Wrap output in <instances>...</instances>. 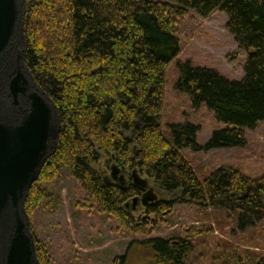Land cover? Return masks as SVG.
<instances>
[{"label": "trees", "instance_id": "trees-1", "mask_svg": "<svg viewBox=\"0 0 264 264\" xmlns=\"http://www.w3.org/2000/svg\"><path fill=\"white\" fill-rule=\"evenodd\" d=\"M189 9L203 17L225 13L228 33L246 52L240 80L189 62L177 64V88L194 106L205 103L225 125L204 144L196 142L193 123L172 124L171 139L159 123L164 71L178 51L177 20ZM22 32L24 64L53 102L60 123L56 148L24 200L29 215L44 197L37 182L66 168L85 201L128 232H146L177 202L237 212L240 226L264 221V175L252 178L223 165L199 179L181 151L242 146L244 130L264 121V0H26ZM112 162L136 167L171 198L131 210L132 203L125 202L141 190L130 176L124 186L105 184L101 173ZM146 241L159 264H186L192 248L189 237ZM34 246L40 264H48L35 238ZM126 260L124 253L111 264ZM247 264H264V255Z\"/></svg>", "mask_w": 264, "mask_h": 264}, {"label": "rangeland", "instance_id": "rangeland-1", "mask_svg": "<svg viewBox=\"0 0 264 264\" xmlns=\"http://www.w3.org/2000/svg\"><path fill=\"white\" fill-rule=\"evenodd\" d=\"M25 2L23 0L24 13ZM226 20L225 13L219 10L203 17L190 9L177 20L178 51L164 71L159 121L163 134L169 139L172 124L188 121L197 125L195 139L198 144H204L215 129L225 127L215 121L205 103L194 106L189 95L177 88L176 82L179 62L213 69L229 80L242 78L246 52L238 48L228 33ZM14 39L16 48L13 43L5 51V54L9 53V61L4 63L0 74V103L11 104L10 98L5 97V89L15 75V69L21 65L20 72L28 82L27 92L38 93L24 59L18 61L23 48L20 30ZM244 137L246 142L242 146L196 151L184 147L181 151L199 179L223 165L248 177L263 176L264 121L245 129ZM130 172L127 171L126 178ZM149 183L157 198H171L170 194L159 191L154 182ZM36 186L43 188L44 197L32 208L30 215L26 213L33 237L48 254V264H111L115 256L124 253L126 264H159L146 241L156 236L189 237L192 248L184 259L186 264H247L254 255H264V221H257L253 226H240L238 213L228 209L200 208L177 202L162 221L150 224L144 233H132L118 228L114 217L97 211L93 203L86 202L84 191L66 168L60 169L49 180L38 181Z\"/></svg>", "mask_w": 264, "mask_h": 264}, {"label": "water", "instance_id": "water-1", "mask_svg": "<svg viewBox=\"0 0 264 264\" xmlns=\"http://www.w3.org/2000/svg\"><path fill=\"white\" fill-rule=\"evenodd\" d=\"M23 15V0H0V74L3 54L13 43L16 48L14 37L19 30L23 45ZM23 52L22 48L18 61L24 59ZM21 66L15 69V75L5 89V97L10 98L11 104L0 103V264H40L24 200L43 164L56 148L60 125L53 102L33 79L38 93L27 92L28 82L20 72ZM127 171L123 165L112 162L108 169L102 170V180L107 185L119 183L124 186L130 176L134 186L142 191L125 202L127 207L132 203L131 210L138 209L142 203L156 201L157 193L148 178L136 167L126 178Z\"/></svg>", "mask_w": 264, "mask_h": 264}, {"label": "flooded vegetation", "instance_id": "flooded-vegetation-1", "mask_svg": "<svg viewBox=\"0 0 264 264\" xmlns=\"http://www.w3.org/2000/svg\"><path fill=\"white\" fill-rule=\"evenodd\" d=\"M8 56H9V53H6V54L4 55V59L1 61V63H2V68L4 67V63L7 61ZM141 193H142V191H141Z\"/></svg>", "mask_w": 264, "mask_h": 264}]
</instances>
